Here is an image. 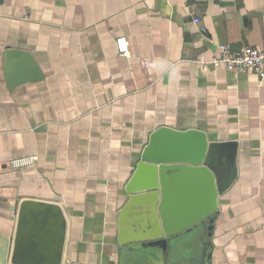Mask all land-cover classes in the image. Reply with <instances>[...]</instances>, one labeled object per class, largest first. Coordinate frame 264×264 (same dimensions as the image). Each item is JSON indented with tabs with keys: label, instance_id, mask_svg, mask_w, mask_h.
<instances>
[{
	"label": "crops",
	"instance_id": "0c3cea01",
	"mask_svg": "<svg viewBox=\"0 0 264 264\" xmlns=\"http://www.w3.org/2000/svg\"><path fill=\"white\" fill-rule=\"evenodd\" d=\"M220 44L264 47V0H0V264L24 199L62 209V264H264V78L203 69ZM160 126L204 131L235 169L211 220L166 252L117 242Z\"/></svg>",
	"mask_w": 264,
	"mask_h": 264
},
{
	"label": "water",
	"instance_id": "95a60500",
	"mask_svg": "<svg viewBox=\"0 0 264 264\" xmlns=\"http://www.w3.org/2000/svg\"><path fill=\"white\" fill-rule=\"evenodd\" d=\"M224 147L195 128L151 131L124 185L118 244L139 242L166 252L174 239L211 220L235 176L232 159L214 157ZM65 235V216L56 203L21 200L10 264H62Z\"/></svg>",
	"mask_w": 264,
	"mask_h": 264
},
{
	"label": "built area",
	"instance_id": "2783aa9c",
	"mask_svg": "<svg viewBox=\"0 0 264 264\" xmlns=\"http://www.w3.org/2000/svg\"><path fill=\"white\" fill-rule=\"evenodd\" d=\"M193 23L199 25V31L205 32V27L200 26L198 17L193 18ZM118 52L126 56L128 54V43L124 37L116 39ZM202 68L206 69L208 65H222L230 72H246L250 71L259 78H264V47L256 49L251 46H242L237 50H232L228 44H220L218 46V55L210 61H199ZM35 157L17 159L10 162L11 167H20L32 163Z\"/></svg>",
	"mask_w": 264,
	"mask_h": 264
}]
</instances>
